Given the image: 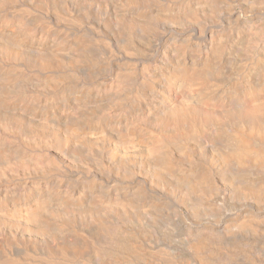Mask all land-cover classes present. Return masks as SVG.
Wrapping results in <instances>:
<instances>
[{
  "label": "bare ground",
  "instance_id": "6f19581e",
  "mask_svg": "<svg viewBox=\"0 0 264 264\" xmlns=\"http://www.w3.org/2000/svg\"><path fill=\"white\" fill-rule=\"evenodd\" d=\"M36 6L20 20L44 32L38 40L24 41L14 25L0 27V55L15 49L25 56L27 50V63L36 69L18 88L3 78L0 131L9 135L6 143L0 139L11 151L16 136L34 137L51 170L66 180L74 211L106 212L94 219L102 232L96 239L108 242L97 254L115 261L127 254L125 264H175L159 248L161 258L128 247L126 226L150 253L141 225L144 218L153 223L158 213L155 207L142 212L141 198L171 202L191 223L212 222L218 239L264 248V0H38ZM50 32L56 38L46 36ZM51 64L74 69L71 78L81 88L88 87V66L118 86L99 96L53 87ZM205 94L210 98L200 100ZM33 96L36 105L8 110L7 102ZM104 109L110 116L100 115ZM12 166L3 178L18 172V163ZM98 183L100 191L86 187ZM34 192L33 204L0 209V220L36 230L42 240L52 229L44 220L68 214L52 193ZM0 264L32 263L7 256ZM57 264L90 262L63 255Z\"/></svg>",
  "mask_w": 264,
  "mask_h": 264
},
{
  "label": "rangeland",
  "instance_id": "374dc122",
  "mask_svg": "<svg viewBox=\"0 0 264 264\" xmlns=\"http://www.w3.org/2000/svg\"><path fill=\"white\" fill-rule=\"evenodd\" d=\"M4 1L5 0H0V13H1L0 14V27H9V26L14 25L16 29L19 28L18 30H21L24 33L23 35L24 41L26 40L28 43H30V42L36 41V39L38 40L43 35L44 32H42L41 34V33H38L37 31H33L34 29L30 26L25 27L22 23V20H20L24 16L33 14L34 8H37L36 5H37L38 0H29V1L28 0H20V1L19 0H9L10 1L9 4H5ZM26 2H28L29 4ZM15 21L17 24L15 23ZM46 36H48L51 39L56 38L55 34L51 32L47 33ZM27 48H29V45H27ZM27 48L25 47V49ZM21 52L22 51L12 49L11 56L0 55V62H1L0 63V86L4 84L3 78H5L8 82H10V84L16 85L15 87L18 88L22 85L23 81L26 79L25 75H35L36 69L30 63H27V56H26L27 50H25V56L22 55ZM17 55L19 59L15 60L14 58ZM19 55L22 57L21 60H20L21 57H19ZM63 67L64 66L60 67L55 64H51V66L48 68L47 73L48 72L49 73L47 74V76L50 77L49 80L53 87H57V88L67 90V91H74L76 93H80V95H83L88 91L95 96H99L103 92L114 91L115 88L118 86V83L116 81L102 79L103 77L101 74H99V72L95 71L93 67L88 66V68H90L89 71L91 72V74L89 75V78L85 80V83H88L86 85L88 87H84V88H81L82 86L78 87L76 86V84L71 78V76H73L74 74L73 73L74 69H72L73 72H71V70L68 67H64V68ZM88 68L86 69L88 70ZM51 71H54V73H51ZM65 74H67L68 76ZM19 75H22V77L21 76L19 77ZM96 80L99 83L96 82ZM107 87H108V90H107ZM177 96H178L177 90L175 91L173 90L172 98H175ZM209 98H210V95L205 94L200 98V100L202 101L204 99L208 100ZM37 101L38 99H36L34 96L25 99L24 103L19 102V101H15L11 103L9 101L7 102L8 110L21 113L22 107L24 106V104L36 105ZM31 102H33L34 104ZM55 102H56L55 100L50 99L48 103L54 104ZM100 115L110 116V110L104 109L101 111ZM84 125L86 126V123L82 125V129H84L83 127ZM6 135L8 136L9 134L2 133V131H0V138L2 137V140L4 142L5 140L6 142H8ZM15 138H16L15 139L16 143L13 144L11 151L14 152L15 154L17 153L16 155H20L21 156L20 160H15L11 154V151H7L5 150L4 147H2L4 143L0 139V143H1L0 144V154H1L0 156H2V158L8 161L7 162L8 164L7 163L3 164L0 161V176H1L0 177V189L3 191L0 193L1 194L0 209L10 208L12 205H17L18 207L21 206L22 209H25L28 204H33L34 201L32 200H34V196H33L35 194L34 191L40 190L42 192H47L50 194L52 193L53 194L52 196L55 198V202L63 201V204H65V207H66L65 208L66 213L68 215L63 216V214H60L62 216H59V217L55 216L52 219H45L44 222L48 224L49 226H51L52 229H50L51 231L49 230L46 233V236L45 235L40 236L42 240L34 236L33 232H35L36 230L30 229V232H28V231H25V228H23V225L0 220V260L4 257L11 256L14 259L18 260L19 262L21 261V262L32 263V264H57V259L61 258L64 255L68 257L70 256V258H72V260H74L75 262L76 261L83 262L84 260L85 261L87 260L90 262V264H99L103 261L105 262L104 264L106 263L111 264V262L112 264H123V263L125 264L128 258L127 254H121L120 256H122V258H119L118 261L117 260L115 261L113 260V258L112 259L103 258L99 254H97V252L95 251L98 249L103 250V248L108 246L107 240L96 239L98 234L102 232L99 231L100 229L97 225V222L94 220L96 218L101 219L103 215L107 216L106 212L104 210L94 212V211H89L87 209L83 211H77V212L74 211L75 207L72 202L73 199H70L68 197V193H67L68 185L66 183V180L64 178L58 177L56 172L51 170L50 164L47 163V161L44 159V152L41 151V148L39 145L34 143L35 141L33 142L35 138L31 137L29 139H25V138L21 139L20 137H17V136ZM137 144L146 146L143 140H139ZM37 149L41 151L40 152L41 156L39 155V157L35 158L34 157L35 154L39 153ZM30 161L33 163V166L31 167L27 165V163ZM13 163L14 164L18 163V166H17L18 172L17 173L11 172L7 175V177L3 178L2 171L5 168L13 167L12 166L14 165ZM63 174H65V171H63ZM61 175L62 174H60V176ZM25 183H28V184H25ZM24 185H27V188H26L27 190L23 192L20 189ZM100 186H102V183L86 185L88 189H91V190L94 189L96 191H100ZM55 187L59 189L57 190V192L56 190H54ZM112 200H113V197H112ZM142 202H143V204H141L143 205L141 208L142 212H148L153 207L157 208L158 216L155 219L159 221L154 220L153 223H150L147 218H144V220L142 221V223L144 224V225L143 224L141 225L142 233L146 237V239H143L144 241H146L144 242V245H145L144 247L146 249L148 248L147 250L150 251V253L142 250V244L139 243V239L136 240L137 232L135 229H133V227H130V226L122 227L123 234L125 237H127L126 239L128 240L127 241L128 247L133 250L135 249L134 251H136L137 253L143 252L144 255H146V257H149L150 254L152 255L154 254L156 258H161V254L159 253L161 250L162 252L167 254L173 260L175 264H187V263L188 264H264V248L256 247L257 249H254V248H249L248 246H246L247 242H244L243 244H240V245H237V244L235 245L230 239H227L228 241L225 239H218L219 234L217 233L216 228H214V224L212 222L196 221V222L191 223L189 221L190 218L185 213V211L179 210L171 202L161 201L157 203V202H150L147 199L141 198L139 203H142ZM143 208L144 209L146 208V209L144 210ZM131 211L132 210L129 207L125 210L126 213L127 212L130 213ZM70 213H72L73 215H70ZM110 215H114V213L110 212ZM112 224H113L112 232L115 233V230L117 231L116 226H118L116 225L117 224L116 220H114ZM145 226H147L148 228ZM79 228H82V229H79ZM201 230H203V232ZM206 231L208 232V235H206L207 233ZM209 231H211L213 234L215 232L214 237H213V234H211ZM196 232H198L197 235H199L201 238L196 235ZM32 234L33 236H31ZM195 236H197L198 238L197 237L195 238ZM76 238L78 240H76ZM70 239L71 240L74 239L75 241H72L71 242L72 244L68 243L71 241ZM103 240L105 244L103 243ZM76 241H78L79 243ZM93 241H96V242H93ZM17 249L19 251L15 252V250L17 251ZM156 250H159V252ZM83 256H85L84 260H83ZM157 262H158V259L155 260V263Z\"/></svg>",
  "mask_w": 264,
  "mask_h": 264
}]
</instances>
